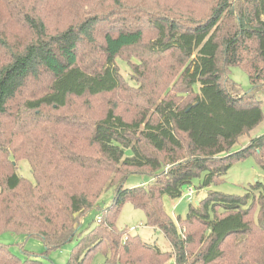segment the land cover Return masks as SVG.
I'll use <instances>...</instances> for the list:
<instances>
[{"label": "trees", "instance_id": "trees-1", "mask_svg": "<svg viewBox=\"0 0 264 264\" xmlns=\"http://www.w3.org/2000/svg\"><path fill=\"white\" fill-rule=\"evenodd\" d=\"M233 67L247 73L248 92L229 78ZM263 89L264 0H0V234L45 245L22 259L0 243V264H43L76 236L66 264L96 254L104 264H264V182L189 205L177 222L202 229L195 255V236L163 206L202 175L198 189L222 182L250 156L264 171V134L232 151L262 122ZM112 94L135 109L132 119L109 105L98 118L74 113ZM20 160L33 182L16 174ZM135 174L152 181L124 188ZM126 203L171 251L116 227ZM93 209L100 217L82 234Z\"/></svg>", "mask_w": 264, "mask_h": 264}, {"label": "rangeland", "instance_id": "rangeland-1", "mask_svg": "<svg viewBox=\"0 0 264 264\" xmlns=\"http://www.w3.org/2000/svg\"><path fill=\"white\" fill-rule=\"evenodd\" d=\"M125 59L126 56L117 59V63L119 65L118 68L121 75L130 80V64L129 61L126 62ZM228 76L242 92H248L252 88L249 77L243 69L239 67L230 68ZM130 85L135 86V83L131 82ZM195 88L198 89V86H195L194 89ZM259 97L263 109V120L248 135L242 136L233 146L232 151H237L245 146L249 139L256 138L264 134V89L259 93ZM125 102L126 99L122 95L112 94L101 98L100 101H95L94 104L90 103L88 108L91 109L86 108L85 103L82 101L79 104L81 109L75 110L74 113L89 115L91 118H98L109 105L116 107L117 112L121 113L125 118L132 119L135 116V109H131V106ZM16 174L23 179L33 182L31 167L27 160H20L17 162ZM203 178L204 175H202L200 179H195L192 182L190 190L193 194L190 201H188L185 197L186 191L179 199H171L168 197L164 198V210L168 217L176 224L178 230H180L182 226L178 224L177 219H184L186 217L190 204H196V202L202 200L210 191L220 192L226 195L243 196L248 192L251 184L257 181L264 182V171L258 166L256 158L254 156H250L247 159L234 164L228 170L226 175L223 176L222 182L214 183L206 188L198 189L197 186L200 182H202ZM151 181L152 179L150 176L135 174L130 175L124 182L123 186L124 188H131L140 185H148ZM112 196L113 189L107 190L101 195L98 204L101 207H104L111 201ZM99 217L100 216L96 209L88 212L81 220L80 233L84 234L88 232L95 225L96 220L99 219ZM116 227L119 230L127 229L132 235H139L144 242L150 245H156L162 251H171V246L164 238L163 234L157 229L146 226L144 212L140 209L134 208L130 203L124 204L121 208L116 220ZM180 232L183 235L191 233L195 236L196 244L191 248V252L195 255L201 248L200 245H198V241L201 237L202 229L198 226L190 228L183 226V229H181ZM77 238L78 237L76 236L72 242L50 251L47 255H43V258L39 257V260H41L43 264H66L71 249L77 242ZM124 240H126V237H124ZM0 243L10 245L11 251L22 259H25L26 256L23 251L34 255L42 254L45 251V245L42 240L34 237L26 239L22 235H16L13 233L0 234ZM104 262L105 257L101 254H96L92 260V264H104Z\"/></svg>", "mask_w": 264, "mask_h": 264}, {"label": "built area", "instance_id": "built-area-1", "mask_svg": "<svg viewBox=\"0 0 264 264\" xmlns=\"http://www.w3.org/2000/svg\"><path fill=\"white\" fill-rule=\"evenodd\" d=\"M192 194H193V193H192L191 190L187 191V193H186V198H187L188 201L191 200V196H192Z\"/></svg>", "mask_w": 264, "mask_h": 264}, {"label": "water", "instance_id": "water-1", "mask_svg": "<svg viewBox=\"0 0 264 264\" xmlns=\"http://www.w3.org/2000/svg\"><path fill=\"white\" fill-rule=\"evenodd\" d=\"M196 204H197V202H196Z\"/></svg>", "mask_w": 264, "mask_h": 264}]
</instances>
